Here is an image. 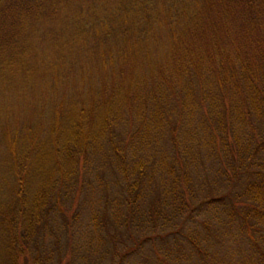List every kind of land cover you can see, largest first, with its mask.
I'll return each instance as SVG.
<instances>
[{
  "label": "trees",
  "instance_id": "16d2710c",
  "mask_svg": "<svg viewBox=\"0 0 264 264\" xmlns=\"http://www.w3.org/2000/svg\"><path fill=\"white\" fill-rule=\"evenodd\" d=\"M147 240L136 264H264V0H0V264Z\"/></svg>",
  "mask_w": 264,
  "mask_h": 264
},
{
  "label": "rangeland",
  "instance_id": "374dc122",
  "mask_svg": "<svg viewBox=\"0 0 264 264\" xmlns=\"http://www.w3.org/2000/svg\"><path fill=\"white\" fill-rule=\"evenodd\" d=\"M195 151V153L200 157V152L202 150H200V152L195 149H193ZM198 152V153H197ZM197 171L195 170H190L191 171V176L194 178V181L192 179V187L197 190L195 191V195L193 193V201L194 199H197L198 197H201L204 195L205 192H209V191H206V187L208 185V180L206 179L205 177V174L207 173L205 170H202V168L200 167V165H198L197 167ZM106 171L104 170V173H103V176L102 178L103 179H107V175H106ZM109 180V179H108ZM116 188L115 185L111 184L109 181L108 183L104 186H96V191L95 190V193L93 195H90L91 198H93L94 196H97L99 194V191H104L105 189L107 190H111V189H114ZM224 188H220L219 191H222ZM95 201H92V203H94ZM195 212V211H194ZM196 215H202V210H198L197 211V214ZM206 217L212 221L211 225L214 226V219H213V214L212 213H206L205 214ZM83 218H85L84 220H87L88 218H86V214H83ZM80 220V219H79ZM83 220V219H81ZM80 220V222H81ZM79 232V231H78ZM144 233V231H139V230H132L131 231V236L132 237H136V238H140L141 234ZM117 235V230L115 228H109V232H107L105 234V238H104V242H103V249H110L111 247V240H115V236ZM118 240H120V238H118ZM71 242H76L73 237L71 239ZM127 243H131V241L127 242ZM158 244L157 243H154L153 244V240H147L146 242H143V243H140V248L136 249V251L131 255L129 256H125V257H122V260H128L129 263L128 264H136V262H140V259H144L145 255H147V257H150L151 255V251L154 249V246H157ZM115 247H118V242H116L115 244ZM113 248V247H112ZM111 248V249H112ZM68 254H66V256H63L64 259H63V262L62 264H113L114 263V260L117 259L113 256V258H109L108 256L106 257L104 254H100L97 258L98 261L96 260H92V262H89L85 259H82L79 260V259H69V257H67ZM69 259V260H68ZM146 259V258H145ZM153 261V260H152Z\"/></svg>",
  "mask_w": 264,
  "mask_h": 264
}]
</instances>
